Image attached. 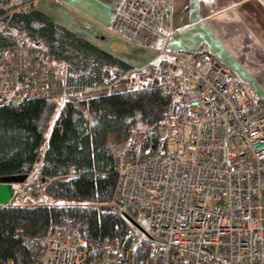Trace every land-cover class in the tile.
<instances>
[{"label": "built area", "instance_id": "1", "mask_svg": "<svg viewBox=\"0 0 264 264\" xmlns=\"http://www.w3.org/2000/svg\"><path fill=\"white\" fill-rule=\"evenodd\" d=\"M170 25L165 0H122L110 24L135 47L164 43L156 49L168 59L161 89L169 96L156 126L162 147L140 155L146 132L133 130L114 153L110 209L144 222L151 254L143 264H264V101L210 54L167 49ZM21 239L35 264L132 259L128 248L96 254L67 216L44 235Z\"/></svg>", "mask_w": 264, "mask_h": 264}, {"label": "trees", "instance_id": "2", "mask_svg": "<svg viewBox=\"0 0 264 264\" xmlns=\"http://www.w3.org/2000/svg\"><path fill=\"white\" fill-rule=\"evenodd\" d=\"M33 1L0 0V64L6 50L31 46L36 61L62 67L63 98L59 102L47 90L30 94L31 81L24 89L22 74L15 81L20 98L0 96V176L24 174L20 187L42 189L38 197L23 196L29 200L26 205H0V264H35L21 235L42 236L50 223L64 216L77 222L80 236L94 245L96 254L114 242L116 248L132 250L130 264H143L151 254L150 239L110 209L118 177L113 155L122 149L114 152L111 145H123L133 125L142 122L148 132L140 155L162 147L156 126L169 105L161 89L168 59H162L142 84L80 98L115 85L133 66L35 9ZM84 107L94 115L92 121ZM56 111L39 157L44 131ZM126 215L135 217L131 210Z\"/></svg>", "mask_w": 264, "mask_h": 264}, {"label": "crops", "instance_id": "3", "mask_svg": "<svg viewBox=\"0 0 264 264\" xmlns=\"http://www.w3.org/2000/svg\"><path fill=\"white\" fill-rule=\"evenodd\" d=\"M122 0H34V8L73 30L77 35L122 57L135 69L128 53L137 49L117 37L110 24ZM171 6V36L165 44L169 50L205 52L234 74L238 82L248 84L257 99L264 101V2L262 0H165ZM138 49L146 63L165 58L156 48ZM139 63V62H138ZM132 69V71H133ZM127 74L115 85L132 88L150 74ZM139 74L142 72H138ZM141 75V74H140ZM103 89V88H102ZM102 89L92 90L95 93ZM103 89V90H104ZM101 93V92H100ZM100 93L92 94L98 95ZM106 93V91L102 92ZM90 113L85 107L82 108ZM89 121H92L94 115Z\"/></svg>", "mask_w": 264, "mask_h": 264}, {"label": "rangeland", "instance_id": "4", "mask_svg": "<svg viewBox=\"0 0 264 264\" xmlns=\"http://www.w3.org/2000/svg\"><path fill=\"white\" fill-rule=\"evenodd\" d=\"M19 44V43H18ZM129 44V43H128ZM130 45V44H129ZM138 49L141 48H135L133 50H130L128 55L131 58V62H135L134 66L135 69H133L132 73L137 74L140 78L144 79L141 76L147 75L146 73L150 74L152 68L156 65V62L152 63H146L145 56L140 55ZM7 53H4L2 56L1 64H0V96L1 99L5 98H15L18 99L20 96H16L15 92V81H16V75L22 74L23 81V88L25 89L30 85L29 93L30 94H40L42 91L47 90L48 94L52 96L53 98L57 99L59 102H61L63 98V79H62V67L58 64H49L48 66L46 64H43L44 62L36 61L34 59V48L23 46V45H15L13 48H10L6 50ZM145 58V59H144ZM139 62V63H138ZM142 72V73H138ZM128 74H131L130 72ZM31 81V82H30ZM143 81V80H142ZM140 82V84L144 82ZM30 82V83H29ZM118 85V84H117ZM116 85L117 89H123L125 86L120 87ZM22 89V90H24ZM104 89V88H103ZM99 90L95 93H83L80 94L78 97H87L92 94L96 93H102L104 91L112 90L104 89ZM58 112L56 111L50 121L49 127L44 131V142L40 148V154L41 156L42 150L46 146V140L48 137V134L50 132V129L52 127L53 119L57 116ZM85 115L89 119L92 118V115L85 111ZM133 130H142L146 133L148 132V127L145 123L139 122L133 125L131 128V131ZM122 146V143H118L115 145H111V148L113 151H117ZM38 157V158H39ZM73 171L70 170V174H72ZM21 184H17L15 188V194L9 201L11 204H18V205H26L28 204L29 200L25 199L27 194H23L18 192L20 189ZM24 196V197H23ZM35 199V198H34ZM33 202H36V200H33ZM137 224L144 229L145 225L144 222L138 218V217H131ZM142 232V231H141ZM105 250L104 251H112L116 248V245L114 242L110 243V245L105 244Z\"/></svg>", "mask_w": 264, "mask_h": 264}, {"label": "water", "instance_id": "5", "mask_svg": "<svg viewBox=\"0 0 264 264\" xmlns=\"http://www.w3.org/2000/svg\"><path fill=\"white\" fill-rule=\"evenodd\" d=\"M26 175H2L0 176V205L8 204L14 194V186L25 181ZM126 217L138 228L142 229L129 215ZM143 230V229H142ZM144 231V230H143Z\"/></svg>", "mask_w": 264, "mask_h": 264}, {"label": "flooded vegetation", "instance_id": "6", "mask_svg": "<svg viewBox=\"0 0 264 264\" xmlns=\"http://www.w3.org/2000/svg\"><path fill=\"white\" fill-rule=\"evenodd\" d=\"M15 188V187H14Z\"/></svg>", "mask_w": 264, "mask_h": 264}]
</instances>
